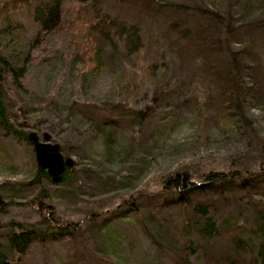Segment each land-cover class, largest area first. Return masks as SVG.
Returning a JSON list of instances; mask_svg holds the SVG:
<instances>
[{
	"label": "trees",
	"instance_id": "obj_1",
	"mask_svg": "<svg viewBox=\"0 0 264 264\" xmlns=\"http://www.w3.org/2000/svg\"><path fill=\"white\" fill-rule=\"evenodd\" d=\"M138 1L146 12L154 9L163 15L171 44L182 57L195 60L191 91L192 96L197 95L196 115L186 119L198 124V130L171 147L179 152L190 149L191 156L204 161L208 169L179 167L166 174L154 190H131L122 206L134 209L144 201L153 208L180 205L186 224L204 242L201 262L182 256V264H264V134L252 112L264 100V0ZM60 33L67 37L68 65L76 68L75 75L83 84H90L106 69V43L139 58L137 65L115 78L113 100L95 115H82L84 142L92 144L103 137L100 156L110 157L118 139L129 131L124 124L131 116L148 118L155 131L170 136L176 122L183 119L176 112L181 87L170 81V61L140 56L146 43L137 23L111 15L97 0H0V39H12L0 47V164L17 163L4 138L20 134L11 122L2 86L7 79L15 89L24 91L34 49H41ZM144 86L150 96L144 107H137L134 98ZM25 137L31 144L28 135ZM218 138L244 145L231 161L222 160L221 166L207 153ZM163 141L162 149L171 148ZM64 145L60 143L62 151ZM187 156L180 152V157ZM33 161L35 164L36 156ZM135 166L126 161L123 170L136 174ZM47 182L25 202L32 203L35 216L9 221L5 240L0 241V264H27L36 244L48 253L52 242L62 245L73 264H95L83 248L87 228L100 218L108 221L127 216L128 210L122 206L101 208L78 220L61 216L51 202L60 186ZM14 203L5 200L0 188V216ZM227 232L232 234L224 242ZM193 242L190 239L186 247H193Z\"/></svg>",
	"mask_w": 264,
	"mask_h": 264
},
{
	"label": "rangeland",
	"instance_id": "obj_2",
	"mask_svg": "<svg viewBox=\"0 0 264 264\" xmlns=\"http://www.w3.org/2000/svg\"><path fill=\"white\" fill-rule=\"evenodd\" d=\"M163 1L167 4L172 0ZM97 2L111 15L119 16L126 23L135 22L139 25L146 43L140 54L142 58L147 55L157 61H170V81L177 82L181 87L176 112L183 119L177 121L170 136H166L155 131L148 118L131 116L124 124L129 129L125 132L128 137L125 138L124 133L111 156L102 158L103 137L92 144L84 142L82 131L85 130V120L82 115H95L98 108L110 103L113 100L111 93L115 78L137 65L139 58H131L125 49L114 50L110 43H106L103 50L106 69L90 84H83L75 75L76 68L68 65L65 55L67 37L64 33L53 35L47 45L34 49L24 91L15 89L7 79L2 86L11 122L17 126L20 134H10L4 138L17 163L0 164V188L5 200L15 202L0 216V241L5 240L4 233L12 218L27 220L35 216L32 203L25 202L34 197L43 184L48 183L45 177L40 182H31L37 172V159L34 164V144L31 140L29 144L25 136L29 137L33 131L43 141L44 132H50V141L59 145L65 143L62 152L75 159L72 179L58 184L60 187L51 197L58 213L74 220L101 208L109 210L124 205L127 194L133 189L144 192L158 188L166 174L179 167L186 165L201 171L208 169L204 161L191 156L190 149L180 151L189 155L183 158L179 150L171 147L190 138L198 130V124L193 125L186 119L196 115L197 95L192 96L191 91L196 77L195 60L182 57L176 51L171 44L165 19L158 10L146 12L138 0ZM11 41L9 38L0 39V47ZM149 96L150 92L144 86L134 98L135 105L144 107ZM252 112L264 134L263 99L258 101ZM162 141L171 148L162 149ZM243 148L241 141L218 138L207 153L216 166H221L222 160L231 161ZM126 161L136 163V174H128L123 170ZM151 208L145 201L138 202V208L135 205L134 209L126 208L127 216L93 221L86 230L84 242L87 245L83 242L90 260L95 264H182V256H187L192 261L201 262L204 242L200 241L202 238L195 233L194 227L186 224V214L180 205ZM231 234L227 232L222 240L225 242ZM190 239L194 240L193 247H186ZM26 263L73 264L57 242L50 244L48 253H44L41 246L36 244L27 256Z\"/></svg>",
	"mask_w": 264,
	"mask_h": 264
},
{
	"label": "water",
	"instance_id": "obj_3",
	"mask_svg": "<svg viewBox=\"0 0 264 264\" xmlns=\"http://www.w3.org/2000/svg\"><path fill=\"white\" fill-rule=\"evenodd\" d=\"M44 138L45 141L41 140L36 131L29 134V139L34 144L37 159V172L31 182H40L43 177L53 184L70 181L75 159L72 156H65L60 149V145L50 141V132L45 131Z\"/></svg>",
	"mask_w": 264,
	"mask_h": 264
}]
</instances>
